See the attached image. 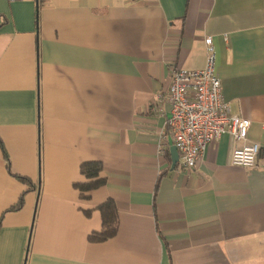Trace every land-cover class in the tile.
<instances>
[{"label": "crops", "instance_id": "0c3cea01", "mask_svg": "<svg viewBox=\"0 0 264 264\" xmlns=\"http://www.w3.org/2000/svg\"><path fill=\"white\" fill-rule=\"evenodd\" d=\"M207 37L264 152V0H0V264H264V169L225 135L172 170L156 96ZM88 162L106 183L82 199ZM107 200L118 233L91 243Z\"/></svg>", "mask_w": 264, "mask_h": 264}, {"label": "built area", "instance_id": "2783aa9c", "mask_svg": "<svg viewBox=\"0 0 264 264\" xmlns=\"http://www.w3.org/2000/svg\"><path fill=\"white\" fill-rule=\"evenodd\" d=\"M205 45L206 66L199 70H176L171 76L167 93L156 96L159 103L170 105L169 131L180 154L177 168L187 173L194 171L207 149L228 135L237 144L232 153L234 166L264 169L261 145L248 143L251 121L233 114L224 97L217 75L213 38L207 37Z\"/></svg>", "mask_w": 264, "mask_h": 264}, {"label": "trees", "instance_id": "16d2710c", "mask_svg": "<svg viewBox=\"0 0 264 264\" xmlns=\"http://www.w3.org/2000/svg\"><path fill=\"white\" fill-rule=\"evenodd\" d=\"M102 164L99 162H88L81 166V174L86 178L85 182L75 184V188L80 191L81 198H89V194L102 187L106 181L101 177ZM22 179V178H21ZM23 180H26L23 178ZM27 181V180H26ZM24 204L23 196L12 210H19ZM102 216V228L98 232H93L89 235L88 240L91 243H103L115 237L119 230V213L117 205L113 200H107L104 204L98 207ZM90 215L91 212H86Z\"/></svg>", "mask_w": 264, "mask_h": 264}, {"label": "water", "instance_id": "95a60500", "mask_svg": "<svg viewBox=\"0 0 264 264\" xmlns=\"http://www.w3.org/2000/svg\"><path fill=\"white\" fill-rule=\"evenodd\" d=\"M170 146H171L170 150L172 156V170H175L180 160V154L176 146L173 144V142H170Z\"/></svg>", "mask_w": 264, "mask_h": 264}]
</instances>
